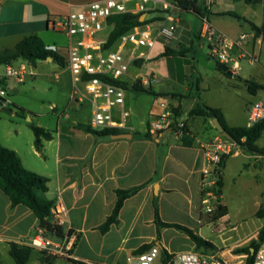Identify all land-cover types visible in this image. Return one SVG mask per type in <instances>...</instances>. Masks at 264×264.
<instances>
[{"label":"crops","instance_id":"0c3cea01","mask_svg":"<svg viewBox=\"0 0 264 264\" xmlns=\"http://www.w3.org/2000/svg\"><path fill=\"white\" fill-rule=\"evenodd\" d=\"M92 1L95 0H0V51L13 50L25 37L37 36L48 48L62 56L61 50L65 52V48H62L60 43L62 38L66 39V37L63 33L52 29L49 20ZM197 1L206 10L209 21L220 31L225 32L222 26L225 18H235L229 13L247 19L264 29V16L260 21L255 19L258 11L264 14V0L254 4L246 3L245 0ZM243 4L246 7H242ZM183 13L191 14L198 19V28L194 35L200 38L198 34L201 25L200 16L193 12L176 11L174 13L176 32L180 26L184 27L185 32H177L170 43L157 42L150 51L149 59L141 62V67L134 64L137 73L128 72L126 80L129 83L134 82L135 78L140 81L148 79L149 83L142 85L150 93L136 91V95L148 94L151 101L147 117L142 115L141 119H131L130 117H136V114L129 105L128 90H126L125 108L129 111L130 117L127 120L128 129L120 130L119 134L129 136L97 137L83 129V126H89V122H82L78 113L73 121H67L65 119L67 115L63 112L58 113L56 106L50 107L57 116L54 131L39 123H32L30 117L25 125L20 120H14V117H17L16 112L23 111L22 108L17 107L15 112L10 108L9 112L3 111L9 116L0 117V144L13 150L27 170L48 179L47 191L42 196L53 202L51 212L55 206L63 207L64 213L60 216L63 232L76 235L72 258L55 257L58 263L53 262V264H126L127 257L138 253L139 248L143 246L148 248L151 245L158 246L161 251L156 264H166L165 255L187 251L215 252L229 264H245L247 254H237L234 251L248 245L247 240L239 238L231 241V236H226L227 233L235 231L236 226L231 224L230 213L223 200V183L221 194L215 195V202L225 207L226 213L216 219L215 216H211L215 211L207 213L202 204L205 191L214 190L215 187L203 185L201 171L204 158L199 144L208 142L219 134L209 127L211 121L203 117L189 116L190 108L198 102L195 100L198 93L192 92L193 95L189 98L192 101L188 107L183 106L186 109L184 113L174 119L175 123L185 122L186 134L177 135L171 130L174 126L159 133L149 132L151 122L182 104L179 98L167 99L166 96L188 91L186 76H182L179 80V76L169 69L168 63L173 57L156 59L164 51L165 45L169 44L171 48L178 49L192 42V20L185 15L182 16ZM235 19L238 22L242 20ZM151 26L156 28L159 25L154 21ZM249 29L254 32L250 26ZM255 35L252 39L260 44L264 33H255ZM228 36L235 38L234 35ZM244 50L247 53L246 48ZM62 57L64 65L60 66H65L69 72L66 59ZM38 61L55 62L51 58ZM38 61L31 64L19 58L10 64H0V86L5 90L14 91L15 84L23 83L26 76L35 75ZM54 65L55 69L59 66L57 62ZM8 67L22 69L21 80L14 76H6ZM61 72L62 70L55 72V77L58 78ZM163 80L181 82L185 88L183 91L170 88L167 91L154 90L153 85ZM138 101L139 99L136 103ZM5 102V106H8V100ZM80 104L91 107L88 101ZM186 113L188 121L181 120ZM31 125L43 128L52 135L50 140L42 141L40 150L34 145ZM25 129H30L32 135L22 142L18 136ZM147 133L150 136H147ZM238 151L239 146H233L231 153L228 154L229 157L236 155ZM253 157L263 159L257 154H253ZM140 185H142L141 189L124 200L117 222L102 233L99 228L112 213L117 200L116 190H126ZM155 206L161 222L184 226L210 242L213 247L197 248L185 232L173 227L157 225ZM53 219L56 220V217ZM40 229L37 217L28 207L21 204L12 206L10 199L0 190V256L2 252L9 254L10 243L26 245ZM33 251L42 255L34 256L33 261L42 264L41 258L47 256L36 249L31 251L25 264L30 261Z\"/></svg>","mask_w":264,"mask_h":264},{"label":"built area","instance_id":"2783aa9c","mask_svg":"<svg viewBox=\"0 0 264 264\" xmlns=\"http://www.w3.org/2000/svg\"><path fill=\"white\" fill-rule=\"evenodd\" d=\"M163 11L165 23L156 28L150 23L135 26L123 34L110 48H106L107 37L100 34L108 29V19L113 15L132 14L141 15ZM177 11L176 0H95L82 4L70 10L67 14L49 20V25L55 31L65 35L66 66L71 72L74 90L73 98L76 103L88 101L91 105V118L89 126L94 130L102 129H128L127 120L130 115L125 108L126 90L113 81H127L131 65L136 61L145 62L150 57V51L158 40L168 43L176 31ZM201 25L199 37L207 42L208 55L218 63L228 65L235 73L238 70L237 58L245 57L244 43L254 38V32L241 33L233 38L218 30L209 21L207 14L200 16ZM22 69L8 67L6 76H14L21 80ZM134 80H137L136 78ZM128 82V81H127ZM147 85L148 79L141 81ZM6 91L0 86V102L5 106L3 99ZM114 111H117V116ZM172 112L162 114L150 123L149 132L159 133L165 129L177 135L187 133L184 121L176 122ZM264 119V103L254 102L247 112V125ZM204 164L202 168L203 185L216 186L219 179L220 161L223 155L231 153L234 145L229 140L218 135L212 140L199 144ZM216 190L205 191L202 204L207 213L217 210L219 205L215 202ZM264 204V203H263ZM64 213L62 206L52 208L55 222L62 225L60 216ZM76 235L66 232L62 237L47 233L44 229L31 238L26 245L42 252L47 257L72 258V250ZM161 255L158 246L151 245L142 252L132 254L126 259V264H156ZM166 264H229L218 253H199L194 251L178 252L169 255ZM252 264H264V243L254 251Z\"/></svg>","mask_w":264,"mask_h":264},{"label":"rangeland","instance_id":"374dc122","mask_svg":"<svg viewBox=\"0 0 264 264\" xmlns=\"http://www.w3.org/2000/svg\"><path fill=\"white\" fill-rule=\"evenodd\" d=\"M202 1V0H200ZM242 7H246L244 4ZM192 20L191 36L192 42H188L184 47H191L190 52L185 57H173L169 60L168 66L171 72L179 76H186V84L188 91H183L184 84L177 83L176 81L170 82L163 80L160 83L154 84V90H169L175 89L183 91L184 95H188L190 91L191 82L195 78H200L199 90L194 91L198 93L196 101L203 103L210 107L219 108L226 123L236 127L245 126L247 124V112L250 105L254 102L261 101L264 103V91L259 90L256 93H250L247 89L248 81L259 84H264V38L261 43L256 40L250 39L246 45L247 54L245 57L237 58L238 52L234 53L238 61V70L235 71L236 77H228L223 72L216 68L218 62L212 61L208 55L207 42L205 39L196 38L198 28V19L191 15L183 13ZM264 16L261 11L255 15V19L260 21ZM158 25L165 23L166 19L154 20ZM154 21L148 22L152 23ZM242 26V28L240 26ZM222 26L228 35H234L235 38L240 35V32L251 33L249 26L244 21L238 22L235 18H225L222 21ZM184 27L180 26L178 31L185 32ZM110 31L100 34L101 38H105ZM175 31L174 37L177 34ZM223 32V31H222ZM172 38V40L174 39ZM62 38V37H61ZM176 40H174L175 42ZM173 42V43H174ZM159 44H164L162 40H158ZM170 43V42H169ZM61 47L65 48L67 40L62 38L60 43ZM169 46V44H168ZM155 52V51H153ZM62 56L66 57V53L61 50ZM55 62L38 61L34 76H26L23 83L15 84L14 91H6L3 98L8 100L10 109L13 112L17 107L23 109V113L19 112L14 120H20L23 125L26 124L28 117L34 124H41L43 127L54 131L56 128L57 116L52 112V108L56 106L57 112L66 114L67 121H73L78 113L80 119L84 123L90 122L92 108L86 104H77L73 98L74 84L71 72L69 73L65 66H58L55 69ZM141 67L140 64H135ZM67 67V66H66ZM230 69L231 63L227 65ZM58 78L55 77V72H59ZM130 73H137V67L134 65L129 69ZM178 79V78H177ZM246 80L244 83L243 81ZM189 94V95H190ZM127 96L129 105L132 110H135V116H129L131 119H141V116L147 117V113L151 104L150 96L148 94L136 95V91L128 89ZM139 101L136 103V100ZM174 101V100H172ZM190 99H183L182 104L188 107ZM195 103V102H194ZM52 107V108H50ZM183 107V108H184ZM175 107H173L172 118L174 115ZM186 109L182 110V114ZM117 111H114L116 113ZM9 114L0 111V117L8 118ZM117 116V113H116ZM187 113L184 114L181 120L187 119ZM188 121V119H187ZM186 121V122H187ZM211 124V123H210ZM212 125V124H211ZM229 126V125H228ZM219 134V133H218ZM32 135L30 129H25L18 138L25 142L28 136ZM221 136V134H219ZM258 147L264 148V132L261 134L256 142ZM263 159H256L253 154L248 152L245 148L239 146V151L236 155L229 157L225 162V167L222 171V192L223 200L226 203L229 213L231 224L236 226V230L229 232L226 236H231V241L234 239L245 238L247 244L258 239V234L264 224L262 218L256 216L257 210L263 208L264 203V155ZM212 217L215 214L211 215ZM256 237V239H254ZM34 256H42L40 253L32 252V257L27 264H37L33 260ZM55 261V257H47ZM2 264H15L12 257L7 252H2L0 256Z\"/></svg>","mask_w":264,"mask_h":264},{"label":"trees","instance_id":"16d2710c","mask_svg":"<svg viewBox=\"0 0 264 264\" xmlns=\"http://www.w3.org/2000/svg\"><path fill=\"white\" fill-rule=\"evenodd\" d=\"M246 3L254 4L259 2V0H245ZM177 11L193 12L199 16H202L206 13V10L198 4L197 0H176ZM229 15L234 16L237 19H242L239 16L229 13ZM140 15H132L129 13L113 15L108 19V28L110 31L108 33L107 41L105 44L106 48H110L123 34L131 30L135 26H140L154 20H161L163 18L155 17L151 18L148 21H139ZM246 22L251 29L259 34L260 32L264 33V29L254 24L253 22L242 19ZM191 50V47H179L178 49H173L168 45H165L164 51L156 57H185ZM24 59L27 62L34 64L38 60H46L47 58L53 59L59 65H64V59L53 49L48 48L43 41L37 36H28L18 42L13 50H3L0 51V64H10L17 59ZM142 61H136L135 64H140ZM111 82L122 86L125 90L133 89L137 92L150 93V91L143 87L140 79L135 80L132 83L127 81H113ZM200 78H195L191 82V87L188 95L184 94H171L172 98H179L182 102L183 99H189L194 91L199 90ZM250 93H256L259 90L264 91V84H259L255 82L248 81L246 85ZM183 105L180 104L174 110L175 117H180L182 115ZM23 113L22 110H18ZM189 116L194 117H203L207 121H211L213 118H217L224 129L235 139L236 145L245 148L248 152L257 155H264V148L258 147L256 145L257 140L264 132V119L253 124L252 126H240V127H230L227 125L224 115L219 108L210 107L203 103L196 102L188 112ZM31 130L34 134V145L40 150L42 147L43 140H50L52 135L49 131L40 128L35 125H31ZM209 127L213 126L209 123ZM83 129L92 133L97 137H105L117 135L120 133V130L117 129H102L94 130L90 126H83ZM187 129V126H186ZM150 136L149 133L146 134ZM229 155H223L220 161V171L219 179L216 182L215 190L217 194H221V170L224 168V164ZM47 182L48 179L42 175H39L33 171L27 170L21 163L20 158L17 154L0 144V190L3 191L10 199L11 205H24L28 207L38 219L39 227L44 229L47 233L54 235L56 237H62L64 232L61 225L57 224L53 219L51 214V207L53 202L45 199L42 194L47 191ZM142 185L135 186L126 190H116L117 200L112 210L111 215L106 219L103 225L100 226V231L105 233L109 227L117 222V216L119 210L124 202V200L133 194H135ZM226 213V209L223 206H219L215 211V218H219ZM258 218L264 220V204L263 208H259L256 212ZM155 223L159 226L173 227L178 230L185 232L191 240L196 244L197 248L209 249L212 248V244L208 241H205L198 235L194 234L192 230L180 226L178 224H169L163 223L159 219L158 210L155 206ZM264 243V224L260 229L258 234V239L252 241L250 244L236 249L234 252L237 254H247L245 264H252L254 258V251L258 248L259 245ZM147 248L143 246L137 250V252H142ZM33 248L28 245H18L16 243H10L9 245V254L15 261V264H25ZM168 255L164 256V261L168 259ZM42 264H53L52 259L47 257L41 258ZM1 264V262H0Z\"/></svg>","mask_w":264,"mask_h":264},{"label":"water","instance_id":"95a60500","mask_svg":"<svg viewBox=\"0 0 264 264\" xmlns=\"http://www.w3.org/2000/svg\"><path fill=\"white\" fill-rule=\"evenodd\" d=\"M164 16H165V13L163 11L141 14L139 16V21L143 22V21H148L151 18H155V17L163 18ZM212 61H215V60L212 59ZM216 68L219 71L223 72L228 77H234V78L236 77V73H234L231 69H229L226 65L222 63H217ZM243 82L245 83L246 80H244ZM166 98L171 99L172 96H166ZM0 109L5 112L10 111V109L7 106H3L1 102H0ZM211 124L213 128H215L216 131L219 134H221L222 137H224L225 139L229 140L234 145H236L235 139L224 129V127L221 125V123L219 122L217 118L211 119ZM126 136H129V135L128 134H117V135H114L113 137H126Z\"/></svg>","mask_w":264,"mask_h":264}]
</instances>
